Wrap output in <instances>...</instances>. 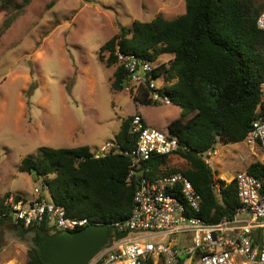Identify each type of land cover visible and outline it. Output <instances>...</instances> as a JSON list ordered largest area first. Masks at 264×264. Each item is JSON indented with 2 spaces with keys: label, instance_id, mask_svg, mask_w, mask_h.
<instances>
[{
  "label": "trees",
  "instance_id": "obj_1",
  "mask_svg": "<svg viewBox=\"0 0 264 264\" xmlns=\"http://www.w3.org/2000/svg\"><path fill=\"white\" fill-rule=\"evenodd\" d=\"M11 0H0L6 6ZM28 3L30 0H22ZM185 10L172 19L159 14L150 21H133L131 27L118 24V31L100 49V60L116 64L113 47L150 59L173 54L167 74L176 81L165 88L170 103L180 108L178 117L167 124V131L177 137L178 152L188 164L181 171L201 196L198 216L217 222L235 211L238 200L234 183L221 181L220 194L212 187L213 172L203 154L224 143L243 141L251 124L261 112L259 84L264 79V31L257 27V17L264 7L261 0H184ZM109 51L108 56L102 54ZM110 88L121 91L124 69L116 65ZM145 105H158L146 97H134ZM261 109L257 111L258 105ZM131 116L124 119L115 140L122 149L133 146L128 128ZM166 157L157 160L165 163ZM129 159L121 153H108L94 159L86 145L76 147H41L34 156H25L18 169L42 178L50 199L65 207L70 216L87 217L91 223L109 226V236L125 233L113 230V223L130 215L135 182L128 181ZM247 172L264 181V164L251 163ZM21 198L6 193L1 199ZM0 217V241L5 224ZM20 236L35 231L56 232L43 221L28 227L17 223ZM26 264H44L31 241L27 243ZM1 248V242H0Z\"/></svg>",
  "mask_w": 264,
  "mask_h": 264
},
{
  "label": "rangeland",
  "instance_id": "obj_2",
  "mask_svg": "<svg viewBox=\"0 0 264 264\" xmlns=\"http://www.w3.org/2000/svg\"><path fill=\"white\" fill-rule=\"evenodd\" d=\"M184 10V0H11L6 6L0 4V201L6 193L34 197L33 189L42 178L20 172L18 166L41 147L95 149L114 140L122 121L135 112L148 126L167 132L168 122L178 117L180 108L141 104L123 91L111 90L116 65L107 66L99 54L102 44L118 31V24L131 27L135 20L150 21L159 14L169 20ZM102 54L106 57V51ZM255 153L243 141L218 140L208 153L214 177L221 183L219 177L229 179L247 170L260 159L256 148ZM187 166L178 157L165 161L167 170ZM10 228L0 241V264H26L32 236H20ZM173 237L186 240L190 234Z\"/></svg>",
  "mask_w": 264,
  "mask_h": 264
},
{
  "label": "built area",
  "instance_id": "obj_3",
  "mask_svg": "<svg viewBox=\"0 0 264 264\" xmlns=\"http://www.w3.org/2000/svg\"><path fill=\"white\" fill-rule=\"evenodd\" d=\"M256 23L264 31V7ZM109 54L106 51V56ZM113 54L115 65L124 69L123 92L132 98L146 93L153 102L171 104L165 88L176 81L167 74L172 54L150 59L122 52L118 44L114 45ZM165 55L169 56L163 61ZM259 89L264 103V79ZM260 109L259 104L257 111ZM128 131L134 138L128 149H122L115 139L90 149L94 159L108 153L127 156V179L136 186L130 215L113 223V230L125 235L109 236L108 243L87 264H264L262 179L247 170L229 179L219 177L225 183H234L238 206L219 221L206 222L198 216L202 199L189 178L181 171L166 172L163 162L156 164L161 157L184 159L178 152L177 137L148 126L138 112L131 115ZM243 142L253 154L255 148L259 150V162L264 164V112L253 120ZM209 151L203 157L210 166ZM220 186L213 176L212 187L217 195ZM33 191L31 199L6 198L0 204V217L24 227L45 221L56 231H76L94 224L87 217L68 215L63 205L47 198L48 187L42 181ZM180 233H189V239L173 237Z\"/></svg>",
  "mask_w": 264,
  "mask_h": 264
},
{
  "label": "water",
  "instance_id": "obj_4",
  "mask_svg": "<svg viewBox=\"0 0 264 264\" xmlns=\"http://www.w3.org/2000/svg\"><path fill=\"white\" fill-rule=\"evenodd\" d=\"M17 229V224H13ZM109 240V226L94 223L76 231H35L32 242L44 264H87Z\"/></svg>",
  "mask_w": 264,
  "mask_h": 264
},
{
  "label": "crops",
  "instance_id": "obj_5",
  "mask_svg": "<svg viewBox=\"0 0 264 264\" xmlns=\"http://www.w3.org/2000/svg\"><path fill=\"white\" fill-rule=\"evenodd\" d=\"M120 92H122V90ZM74 147H76V146H74ZM13 224H17V223H15L14 221H11V222H8V223L5 224V227H4V230H3V237H4V233H6V229H7L8 226L11 227V231H17V229L14 228V225ZM18 234H19V232H18Z\"/></svg>",
  "mask_w": 264,
  "mask_h": 264
},
{
  "label": "bare ground",
  "instance_id": "obj_6",
  "mask_svg": "<svg viewBox=\"0 0 264 264\" xmlns=\"http://www.w3.org/2000/svg\"><path fill=\"white\" fill-rule=\"evenodd\" d=\"M7 264H12V263H7Z\"/></svg>",
  "mask_w": 264,
  "mask_h": 264
},
{
  "label": "clouds",
  "instance_id": "obj_7",
  "mask_svg": "<svg viewBox=\"0 0 264 264\" xmlns=\"http://www.w3.org/2000/svg\"><path fill=\"white\" fill-rule=\"evenodd\" d=\"M173 55V54H172ZM174 56V55H173ZM175 78V77H174Z\"/></svg>",
  "mask_w": 264,
  "mask_h": 264
},
{
  "label": "flooded vegetation",
  "instance_id": "obj_8",
  "mask_svg": "<svg viewBox=\"0 0 264 264\" xmlns=\"http://www.w3.org/2000/svg\"><path fill=\"white\" fill-rule=\"evenodd\" d=\"M10 230H11V228H10Z\"/></svg>",
  "mask_w": 264,
  "mask_h": 264
}]
</instances>
